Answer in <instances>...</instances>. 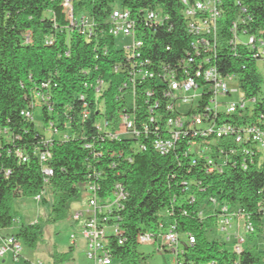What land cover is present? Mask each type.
Returning a JSON list of instances; mask_svg holds the SVG:
<instances>
[{
    "label": "trees",
    "instance_id": "1",
    "mask_svg": "<svg viewBox=\"0 0 264 264\" xmlns=\"http://www.w3.org/2000/svg\"><path fill=\"white\" fill-rule=\"evenodd\" d=\"M70 1L74 18L87 16L94 19L93 35L79 32L66 21L61 8L63 0H0V128L7 129L11 136V141L1 143L0 147V230L12 227V200L41 194L42 165L35 156V149H48L51 156L46 165L53 171L48 180L53 194L48 221L66 217L67 203L77 197L78 185L89 172L88 165L103 168L102 186L106 190L114 181L125 185L129 195L120 215L128 241L124 246L112 247V254L120 264H138L145 258L137 252L135 233L156 229L158 221L171 207L173 215L170 219L176 222L178 231L191 232L195 236L193 245L181 248L183 251L176 257L177 262L207 264L216 260L222 264L238 259L240 264H264V251H258L256 247L246 245L237 255L223 242L208 240L205 233L211 230L214 220L211 216H198V209L213 198L249 216L253 233L261 230L264 159L259 162L256 158L243 169L237 157L234 160L226 158L227 165L221 173L209 174L204 158L197 157L196 164H191L189 156L179 154L183 147L168 155H159L150 147L133 151L130 146L135 141L106 138L94 125L103 116L113 130L122 102L116 100L115 95L123 72L115 73L113 67L120 65L123 68L125 57L114 47L113 37L107 33L108 18L116 9L115 5L129 10L135 17L153 9H160L168 17L165 26L145 39L144 47L147 56L170 62L182 56L191 40L185 30L179 0ZM237 2L222 0L219 33L229 35V24L237 9L243 7L245 23L238 25L239 33L246 32L264 41V0ZM50 39L51 43H48ZM166 46H170L169 52L165 51ZM231 49L223 42L222 54L214 59V64L222 75H235L238 87L246 96H256L251 115L241 119L232 117L239 124L251 122L264 129V97H261L264 88H261L263 80L253 57L255 51L240 45ZM95 76L109 83L103 112L101 100H95L91 89L83 86L84 81H92ZM42 84H47L46 89L41 88ZM44 90L49 100L47 106L41 107L43 126L50 122L58 130L72 134L67 140L53 139L47 146L34 121L20 115V111L32 102L33 93ZM83 93L85 98L80 99ZM84 103L89 116L81 121ZM87 142L93 145V152L100 150L102 154L93 157L83 147ZM206 142L215 148L225 144L211 138ZM17 149L25 152L26 162H20L14 155ZM109 151H120L122 155H108ZM191 196L193 202H190ZM11 235L22 245L35 248L40 241V225L38 222L21 224ZM72 251L70 246L66 252H55L53 264L70 261Z\"/></svg>",
    "mask_w": 264,
    "mask_h": 264
},
{
    "label": "built area",
    "instance_id": "2",
    "mask_svg": "<svg viewBox=\"0 0 264 264\" xmlns=\"http://www.w3.org/2000/svg\"><path fill=\"white\" fill-rule=\"evenodd\" d=\"M238 4L237 0H234ZM185 30L191 37L189 46L183 49L182 56L174 61L166 62L153 59L145 54V39L149 34H156L157 29L165 26L168 17L160 9L146 10L141 17L132 16L127 9L116 8L108 18L107 33L113 37L122 34L131 39L130 44L114 47L125 57L123 68L115 65L113 71L123 72L115 95L120 103L117 125L112 130L105 117L95 121V127L104 137L118 140L129 139L135 141L130 148L133 151L153 149L159 155H168L183 147L179 151L184 157L189 156L191 164H196V158L202 157L206 161V173H221L227 165L226 160L237 157L240 167L245 169L258 158L264 159V129L255 123H237V119L252 114L251 108L256 102V96H246L238 87L235 75H222L214 64V59L221 55L220 47L223 42L235 50L238 45L254 50L253 57L264 68V41L246 32L239 33L238 25L245 23L243 7L238 8L235 18L229 24V35L219 33V20L223 15L222 0H179ZM65 19L74 25L81 33L93 35L95 21L92 17H73L70 0L61 3ZM242 37L247 36L243 41ZM51 43V39L48 41ZM170 46L165 51L169 52ZM87 74V72L85 73ZM234 81L236 86L231 89L229 83ZM109 83L100 76L92 81H84L83 86L91 89L93 98L101 100L103 112L104 95ZM47 84L41 88L46 89ZM241 91L243 96L233 99V94ZM80 99L85 94H80ZM264 97V92L261 95ZM47 91L33 93V100L29 107L22 109L20 115L34 121V110L39 105H48ZM124 101V102H123ZM130 102V103H128ZM80 119L84 121L89 116L87 104L82 105ZM246 115V116H245ZM232 116H235V120ZM43 135L45 146L53 139L67 140L71 138L65 130H58L52 123L39 128ZM219 139L225 143L219 147L207 144L206 139ZM11 141L10 133L0 128L1 143ZM211 142V141H210ZM84 149L92 156H100V150L93 152V145L84 144ZM108 155L121 156L119 152H107ZM14 155L20 162H26L24 151L15 150ZM35 156L42 165L43 190L48 186V180L53 171L46 165L51 154L48 149H35ZM227 158V159H226ZM130 160V159H128ZM89 172L84 181L78 186L83 192L85 207L72 216V221L79 224V233L71 234L70 246L76 247L83 242L85 258L89 264H120L112 254L113 246H124L127 241V230L123 226L120 215L128 199V191L120 181L111 183L107 190L102 186L105 171L94 164L88 165ZM110 166V165H109ZM111 167V166H110ZM107 167V168H110ZM42 190V192H43ZM40 195L34 197L42 198ZM174 202V201H173ZM190 202H193L191 196ZM260 223L264 226V206L260 207ZM173 207L167 209L151 231H137L134 237L135 247L143 244L155 245L156 250H169L176 257L182 253L179 248L180 239L184 245L195 243V236L191 232L178 231L176 222L170 217ZM198 216H211L213 226L222 230L225 244L233 240L230 252L237 255L247 245L238 228L241 223L245 230L252 234L254 227L249 216L243 211L228 206L225 202L209 198L208 203L198 209ZM170 219V220H169ZM242 221V222H241ZM235 225L233 239L228 231ZM248 246V245H247ZM22 244L14 235H0V257L11 253L14 259L20 255ZM229 250V249H228ZM40 264V263H39ZM207 264H218L212 260ZM222 264H240L238 259L228 260Z\"/></svg>",
    "mask_w": 264,
    "mask_h": 264
},
{
    "label": "rangeland",
    "instance_id": "3",
    "mask_svg": "<svg viewBox=\"0 0 264 264\" xmlns=\"http://www.w3.org/2000/svg\"><path fill=\"white\" fill-rule=\"evenodd\" d=\"M72 4V3H71ZM118 6L115 5V8ZM62 8V7H61ZM62 13L64 15L63 9ZM65 17V15H64ZM243 41L247 40V36L242 37ZM131 39L124 37L122 34L115 36L114 43L116 46H126L130 44ZM258 72L262 77L261 88H264V68L258 63ZM234 81L229 83L231 89L235 88ZM241 91H237L233 94V99L242 97ZM34 123L37 129L43 125L42 114L37 105L34 110ZM42 198H24L18 197L12 200V209L14 212V222L10 229L15 231L21 224H30L38 222L40 225V241L35 248H30L22 245L20 251V260L26 256V261L31 264H53L50 251L52 252H66L70 247L71 234L77 235L79 233V224L72 221L74 213L83 210L85 207V199L83 198V192H79L77 197L71 199L66 206V217L57 221H48L51 214V205L53 202V194L49 186H46L42 192ZM242 222V221H241ZM235 225L228 231L230 239H233V231ZM239 235L247 241V245L250 247H256L258 251H264V226L259 231H255L252 235L245 230L244 224L241 223L238 228ZM205 236L208 240L222 241L224 237L222 230L212 226L211 230L206 231ZM184 246V242L180 239L179 248ZM225 247L229 250L233 247V240H230L225 244ZM137 252L145 258L140 260L138 264H176L175 256L169 250L162 249L156 250L155 245L143 244L138 245ZM15 260L11 253H6L3 257H0V264H15ZM89 264V261L85 258V251L81 241L77 243L71 253V260L64 264Z\"/></svg>",
    "mask_w": 264,
    "mask_h": 264
},
{
    "label": "crops",
    "instance_id": "4",
    "mask_svg": "<svg viewBox=\"0 0 264 264\" xmlns=\"http://www.w3.org/2000/svg\"><path fill=\"white\" fill-rule=\"evenodd\" d=\"M17 230V229H16ZM15 230V231H16ZM15 231H13V230H0V235L1 236H7V235H11V234H13ZM82 242V241H81ZM82 244H83V242H82ZM83 248H84V246H83ZM57 252V251H56ZM50 253V255H51V259L53 260V254L55 253V252H49ZM58 253H62V252H58ZM20 256V255H19ZM23 261H26V256H25V258L23 259ZM23 261H21L20 260V257H18L16 260H15V264L16 263H22ZM29 262V261H28ZM53 262V261H52ZM67 263V262H66ZM75 264H79V263H75Z\"/></svg>",
    "mask_w": 264,
    "mask_h": 264
}]
</instances>
